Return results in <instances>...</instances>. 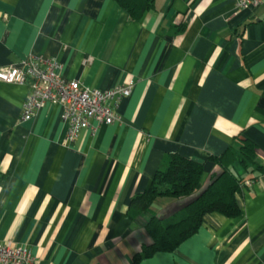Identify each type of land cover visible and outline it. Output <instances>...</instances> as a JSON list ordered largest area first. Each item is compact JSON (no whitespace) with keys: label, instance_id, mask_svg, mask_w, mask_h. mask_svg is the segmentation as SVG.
Here are the masks:
<instances>
[{"label":"crops","instance_id":"1","mask_svg":"<svg viewBox=\"0 0 264 264\" xmlns=\"http://www.w3.org/2000/svg\"><path fill=\"white\" fill-rule=\"evenodd\" d=\"M234 2L155 0L133 19L114 0H0V67L42 55L87 87L132 86L111 101L117 121L68 140L58 103L23 121L28 87L0 81V242L27 246L36 264H132L150 214L189 202L159 198L128 216L166 154L204 163L199 190L237 135L264 169V0ZM251 175L237 215L207 213L137 264H264V170Z\"/></svg>","mask_w":264,"mask_h":264},{"label":"trees","instance_id":"2","mask_svg":"<svg viewBox=\"0 0 264 264\" xmlns=\"http://www.w3.org/2000/svg\"><path fill=\"white\" fill-rule=\"evenodd\" d=\"M114 1L133 19H140L155 5V0ZM183 29L184 23L177 30ZM236 140L237 147L228 146L220 156L209 158L219 167V171L209 177V184L202 190H199V183L204 163L187 158L178 152L164 156L150 186L132 197L127 211L128 216L134 219L143 212H151L152 204L159 198H183L189 202L168 219L150 214L145 223L150 240L133 255L132 264H137L141 258L157 251L175 249L197 231L203 216L207 213L219 212L226 216H235L239 213L236 194L246 180V175L263 172L264 169L256 163L255 142L240 135H237ZM254 178L257 176L251 175L249 179Z\"/></svg>","mask_w":264,"mask_h":264},{"label":"built area","instance_id":"3","mask_svg":"<svg viewBox=\"0 0 264 264\" xmlns=\"http://www.w3.org/2000/svg\"><path fill=\"white\" fill-rule=\"evenodd\" d=\"M237 8L257 5L263 0H234ZM61 66L45 56H29L18 64L0 67V81L26 85L29 89L21 111V120L27 121L35 112L48 103H58L62 120L67 125V139L87 129L94 132L102 124H111L118 116L111 106L112 100L128 96L131 85L111 88H90L77 80L67 79ZM246 179L243 185H250ZM0 264H36L35 256L25 245L0 242Z\"/></svg>","mask_w":264,"mask_h":264}]
</instances>
